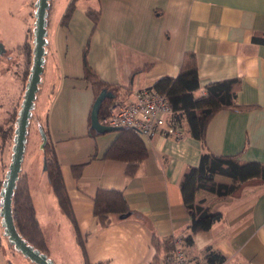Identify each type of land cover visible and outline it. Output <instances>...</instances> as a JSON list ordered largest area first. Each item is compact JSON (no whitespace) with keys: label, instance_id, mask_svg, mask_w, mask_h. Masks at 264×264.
I'll return each mask as SVG.
<instances>
[{"label":"crops","instance_id":"0c3cea01","mask_svg":"<svg viewBox=\"0 0 264 264\" xmlns=\"http://www.w3.org/2000/svg\"><path fill=\"white\" fill-rule=\"evenodd\" d=\"M21 1L30 3L27 14L16 10ZM94 1L87 9L76 7L66 26L61 18L48 42L39 116L54 143L90 263L152 264L157 255L153 235L165 240L190 234L191 217L184 207L180 182L188 166L199 164L204 150L186 125L180 140L161 135L143 139L148 157L136 175L128 178L126 163L104 158L119 132L94 131V136L90 132L95 98L83 79V51L89 42L88 64L102 81L120 89V102L133 100L136 91L153 88L164 77L176 78L187 52L197 59L200 89L196 96L203 95L210 83L239 79L237 103L258 108L218 112L208 126L206 144L216 155H236L247 146L242 160L264 163V45L252 43L254 33L264 35V0ZM8 2L12 6L0 15V34L9 38L2 47L10 56L18 51L32 27L31 7L36 0ZM88 9L101 14L96 27L86 15ZM3 65L0 61V117L6 120L17 107L23 82L21 75L17 79ZM145 66L150 69L133 75ZM79 165L84 167L76 178L73 167ZM216 181L232 184L221 176ZM100 189L123 192L132 215L115 217L109 227L100 229L93 214V199ZM213 199L214 195L204 191L196 195V201H204L206 206ZM53 204L46 211L50 216L46 219L63 220L73 242L72 225L55 200ZM45 206L42 203V210ZM52 212L54 216L48 214ZM221 212V221L209 232L197 234L194 243L186 246L191 264H207V247L225 256V264H264V188L247 190ZM36 215L42 228L39 211ZM0 228L3 231L1 218ZM8 250L17 255L9 244ZM64 252L67 259V250ZM3 259L0 257V264H9L5 255ZM66 259L62 264H81L80 258ZM20 264L26 261L20 260Z\"/></svg>","mask_w":264,"mask_h":264},{"label":"trees","instance_id":"16d2710c","mask_svg":"<svg viewBox=\"0 0 264 264\" xmlns=\"http://www.w3.org/2000/svg\"><path fill=\"white\" fill-rule=\"evenodd\" d=\"M75 2L76 0H73L68 5L61 20L62 25L66 26L69 23L76 9ZM50 14L51 7L49 16ZM86 15L96 27L101 17L100 12L88 9ZM32 40L26 36L19 48L23 50L25 57L22 77L24 82L28 80L32 66ZM252 43L264 45V35L254 33ZM88 49L89 42L83 51V79L90 84L95 100L102 91L112 94L111 98L106 97L99 105L98 119L101 121L107 115L108 109L114 100L118 98L120 89L102 81L99 75L90 67L87 62ZM149 69L150 66H145L135 71L133 75L146 72ZM240 86L241 81L239 79H226L206 85L204 94L196 96L195 93L200 89V79L196 55L192 52H187L183 55L180 72L176 78L164 77L153 86V89L168 96L173 112V121L182 126L186 125L190 136L200 141L204 150L199 164L197 166H188L180 182L184 207L191 217L190 234L185 237L186 246L194 243V237L197 234L209 232L215 223L222 220V207L229 206L240 200L249 189L264 188V163L242 160L247 146L236 155H216L209 151L206 144L208 126L218 112L222 110L247 112L258 108L256 105H240L237 103V93L240 90ZM17 117L18 109L16 108L0 124V137L3 143H13ZM40 127L42 141L43 135L45 137L42 152L44 155V172L46 173L50 190L54 195L58 209L72 225L84 264H91L54 143L50 138L49 131L41 123ZM94 131L91 129L92 135ZM118 132L117 138L108 148L104 158L126 163V176L131 178L136 175L140 165L148 157L147 145L141 137L129 129H121ZM83 167L84 165L73 167V174L76 178L80 177ZM217 176L230 179L232 184L216 181ZM3 181L4 179L0 180V192ZM200 191L214 195V199L209 205H204V201H196V195ZM93 205V214L100 229L109 227L115 217L126 214L132 215L126 198L121 191L100 189L96 192ZM12 214L14 225L19 235L29 245L48 255V246L36 215L26 174L19 175L12 199ZM173 240L174 238L159 240L153 235L152 242L157 255L152 264L157 262V256L161 252H168L172 249ZM9 247L15 251L14 247L10 245ZM204 255L207 264L226 263V257L213 251L210 247L204 249Z\"/></svg>","mask_w":264,"mask_h":264},{"label":"rangeland","instance_id":"374dc122","mask_svg":"<svg viewBox=\"0 0 264 264\" xmlns=\"http://www.w3.org/2000/svg\"><path fill=\"white\" fill-rule=\"evenodd\" d=\"M73 0H51V3H53V10L51 12L50 16V25L47 27V42H50L51 39L53 38V35L55 31L57 30V25L61 18L63 17L68 5L71 3ZM95 3V1H89V0H76L75 6L79 7L81 9H87L91 6V4ZM33 5H35V2H33ZM12 4L8 2V0H0V15L2 14L3 11H5L7 8H11ZM15 6V5H14ZM35 7H31V10L34 11L32 17L34 16L35 13ZM19 9V10H18ZM30 9V3L26 4L25 1H21L18 5V12H20L21 15L24 13H28ZM7 11V10H6ZM5 19V17H4ZM33 19V18H32ZM2 21V19H0ZM6 20V19H5ZM35 21V19H34ZM34 21H32V27L28 30L26 36L31 40L33 38V27H34ZM11 38V37H10ZM15 40L20 39L22 37H13ZM9 38L6 37L3 34H0V45L6 46ZM12 40V39H11ZM33 42V40H32ZM48 46V45H47ZM4 49V48H3ZM50 50V45L46 47V52H49ZM4 53L0 51V61H3L4 65L3 67H6L12 74L15 75L16 77L18 75H21L23 77V72H24V65H25V57H24V52L23 50L18 49V51L11 53ZM49 57V55H48ZM45 57L48 60L49 58ZM46 66V62H45ZM44 66V67H45ZM44 74V73H43ZM14 76V77H15ZM18 79V77H17ZM14 80V79H13ZM43 81H44V76L42 75L41 78V83L39 85V91L37 93L36 97V102H35V107L32 111V118L30 119V124L28 128V136H27V144H26V151L24 154V159L23 163L21 166V172L20 174L24 175L27 173L29 174V188L30 192L32 195V201L34 204L35 211H39V216L41 219L42 223V230L45 236V240L48 246V257L55 263V264H62L64 263V259L66 257L64 256L66 253L64 250H67V259L69 260H79L81 259V264L83 262L82 254L80 251V248L77 243L76 235L74 232V238L75 240L72 242L71 238L73 235L66 229V224L65 222L59 221L56 222L54 221L50 222L46 218H50V216H46V211L49 209L50 205L54 203V195L52 194L50 190V186L48 183V179L46 176V173L44 172V155L41 149V144H42V139H41V133H40V122L41 116H39V112L41 109V99L44 93L43 92ZM23 82V90L19 91V96L17 99V109L19 111L24 92H25V86L27 84V81ZM42 95V96H41ZM41 97V98H40ZM39 99V100H38ZM4 118L0 117V122L4 120ZM3 121L1 123H3ZM0 123V124H1ZM42 123V122H41ZM43 126H45V123H42ZM12 148H13V143L10 144L8 143H3L1 137H0V180L5 179V175L8 171L9 165L11 163V157H12ZM27 175V174H26ZM56 201V200H55ZM42 203L46 204V208L42 210ZM54 205V204H53ZM57 205V204H56ZM55 212L48 213L52 214L54 216ZM52 216V218H53ZM56 217V216H55ZM58 229V232L56 231ZM0 228V237H1V242H0V257L1 261L4 262V255L6 257V263L9 264H20L21 262L26 261V264H34L30 260L26 259L23 257L21 254H18V252H15L17 255L13 256L12 253L8 250V241L7 238L4 236V231H2ZM57 232V233H56ZM70 235V236H69ZM73 238V239H74ZM71 242V244H70ZM73 243V244H72ZM78 247V248H76ZM11 249V248H10ZM75 249V250H74ZM13 251V249H11ZM78 253L81 255L80 257L78 256ZM164 253V252H163ZM3 255V256H2ZM3 259V260H2ZM66 259V260H67ZM84 264V262H83Z\"/></svg>","mask_w":264,"mask_h":264},{"label":"water","instance_id":"95a60500","mask_svg":"<svg viewBox=\"0 0 264 264\" xmlns=\"http://www.w3.org/2000/svg\"><path fill=\"white\" fill-rule=\"evenodd\" d=\"M51 0H36L34 13V27H33V59L30 74L25 86L23 100L18 111L16 121L15 136L13 140L12 157L8 171L2 184L0 192V218L1 226L4 231V236L7 238L8 244L14 247L15 251L21 254L26 259L34 264H55L47 254L40 252L33 246L29 245L17 232L14 225L12 214V199L17 181L21 172V166L26 151L28 128L30 119L32 118V111L35 107L39 85L44 73L45 57L47 42V27L49 20ZM0 51L3 52V47L0 45ZM106 97H112L102 91L97 99L94 101L91 110V128L98 133L119 131L120 129H113L100 124L98 119L99 105ZM45 144V137L41 149ZM130 214L121 215L119 219H126Z\"/></svg>","mask_w":264,"mask_h":264},{"label":"built area","instance_id":"2783aa9c","mask_svg":"<svg viewBox=\"0 0 264 264\" xmlns=\"http://www.w3.org/2000/svg\"><path fill=\"white\" fill-rule=\"evenodd\" d=\"M100 124L113 129H129L147 140L158 135L180 140L185 135L183 126L173 121L168 96L153 88L136 91L129 102L115 99ZM157 264H191L185 237L174 238L172 249L162 253Z\"/></svg>","mask_w":264,"mask_h":264}]
</instances>
